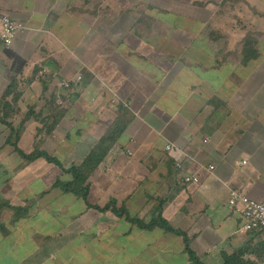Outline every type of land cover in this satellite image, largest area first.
Returning a JSON list of instances; mask_svg holds the SVG:
<instances>
[{"label": "crops", "instance_id": "1", "mask_svg": "<svg viewBox=\"0 0 264 264\" xmlns=\"http://www.w3.org/2000/svg\"><path fill=\"white\" fill-rule=\"evenodd\" d=\"M0 13L26 26L0 43V264H197L182 236L115 207L162 215L202 264L240 251L264 264V235L229 202L233 188L264 201V0H0ZM117 120L87 201L16 149L80 165Z\"/></svg>", "mask_w": 264, "mask_h": 264}, {"label": "trees", "instance_id": "2", "mask_svg": "<svg viewBox=\"0 0 264 264\" xmlns=\"http://www.w3.org/2000/svg\"><path fill=\"white\" fill-rule=\"evenodd\" d=\"M5 123L7 121L3 120ZM8 124V123H6ZM9 125V124H8ZM11 126V125H10ZM127 125L123 122H119L117 120L115 124L111 127V129L108 131L106 136H104L101 141L98 143V145L92 150V152L86 157L85 161L78 165L73 164L69 168H66L63 163L56 157L50 155L46 151L42 150H36L32 153H26L23 150H21L18 146H16V149L18 153L23 156L28 161H33L41 157H45L49 161L57 164L60 166L66 173H69L72 175L71 180H61L58 179L54 183L55 188L61 189L63 192L66 193H72L76 196L83 197L86 201L88 200L89 192H90V185H89V178L93 174V172L96 170L100 162L104 159L106 156L108 150L112 147L114 142L118 139V137L124 132ZM12 128V127H11ZM12 136V134H11ZM11 140V139H10ZM9 140V141H10ZM114 207L116 205L115 202H113ZM89 206H93L88 203ZM98 209H104L98 205L93 206ZM116 209V212L119 215H125L128 219L136 222L140 227L148 230H153L155 228H161L165 230L166 232H171L176 235L182 236L185 242L186 250L188 254L190 255L191 259L194 260L197 264H202L200 260L196 257L192 247H191V239L188 236L186 232H184L181 229L174 228L171 223L165 219L162 215L159 216L156 219H153L149 223H145L139 218H131L127 214L126 209ZM260 233V232H259ZM242 251L234 254H225V264H242L241 254Z\"/></svg>", "mask_w": 264, "mask_h": 264}, {"label": "built area", "instance_id": "3", "mask_svg": "<svg viewBox=\"0 0 264 264\" xmlns=\"http://www.w3.org/2000/svg\"><path fill=\"white\" fill-rule=\"evenodd\" d=\"M26 26L13 19L11 16L0 13V43L7 47H11L18 38L21 31ZM82 74L69 79L63 83V86L72 88L77 86L82 81ZM167 153L175 161L178 168L183 167V163L186 157L185 151L175 143H168L166 145ZM128 154L131 151L127 150ZM210 169H214V166H210ZM185 183L200 184L201 178L196 175H185ZM230 205L241 212L243 218V225L241 227L242 232H260L264 235V201H258L251 198L247 194L238 189H231L230 193Z\"/></svg>", "mask_w": 264, "mask_h": 264}, {"label": "rangeland", "instance_id": "4", "mask_svg": "<svg viewBox=\"0 0 264 264\" xmlns=\"http://www.w3.org/2000/svg\"><path fill=\"white\" fill-rule=\"evenodd\" d=\"M0 171H1V170H0ZM3 189L7 190V189H8V187H3ZM0 190H1V186H0Z\"/></svg>", "mask_w": 264, "mask_h": 264}]
</instances>
